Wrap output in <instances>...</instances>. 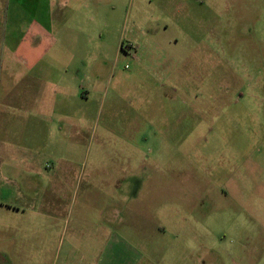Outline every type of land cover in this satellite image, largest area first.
Segmentation results:
<instances>
[{
  "label": "rangeland",
  "instance_id": "rangeland-1",
  "mask_svg": "<svg viewBox=\"0 0 264 264\" xmlns=\"http://www.w3.org/2000/svg\"><path fill=\"white\" fill-rule=\"evenodd\" d=\"M100 2L33 75L47 0H0V264H54L98 227L156 264H264V0ZM61 74L79 117L32 132L30 77Z\"/></svg>",
  "mask_w": 264,
  "mask_h": 264
},
{
  "label": "crops",
  "instance_id": "crops-1",
  "mask_svg": "<svg viewBox=\"0 0 264 264\" xmlns=\"http://www.w3.org/2000/svg\"><path fill=\"white\" fill-rule=\"evenodd\" d=\"M83 9L85 10L84 17L81 16V11ZM102 9L103 5L100 0H47V16L45 18H38V20L32 23V28L28 30V34H30L31 37H34L33 39L41 40V42L46 41L47 45L44 50H41V52L38 53L41 42L37 45H34V43L31 42L28 53L30 54V57H28L29 60H27V56L22 53L18 55L25 63L23 68L29 74H37V68L44 58L51 56L54 57V54L57 55V47L59 46V43L63 42L66 32H69V36H67L68 38L80 36L81 26L79 24L91 22L95 25L96 17ZM87 14L88 16L85 17ZM48 72H52L51 69H49ZM66 72L67 75L70 73L69 71ZM81 73V71L78 72V74ZM67 75H65V78L64 74H61L58 82L50 80L49 82H40V84L37 83L35 76L30 77V83L33 82L32 85H34V83L35 85H38V88L32 90L31 114L33 113V115L29 121V123L31 122L29 127L32 132L38 131L39 133H45L49 127L50 129H53L52 121L54 118L51 117V115H56L58 121L61 120L66 122H70V119L79 117L74 114V112L77 111L71 110L70 106L71 108H74L78 103L77 100H83L85 98L86 92H82L83 90L81 89V86H69V83H62V79L65 81L68 80L69 76ZM72 80L76 83L77 76L73 74ZM88 97L89 96H87V98ZM69 104L70 106L67 109H64V107ZM30 164L31 163H29V165ZM38 175L44 176L43 173H39ZM46 176H48V174H46ZM64 178L65 179L40 178V180H38L39 182H37V186H40V183L41 185H47L50 183L65 185L72 181L66 177ZM72 182L75 181L73 180ZM32 208L37 216H40L41 218L45 217L46 222L47 220L52 222L54 219L53 212L48 206H45L43 209V205L37 207H34L33 205ZM16 209H24V207L17 206ZM49 229H52V227H49ZM101 231L100 227L94 229L91 233L92 242L90 244L73 245L70 243L65 249V256L62 257L61 260H55L54 264H156L154 260L151 261L150 259L134 258L132 255L135 249L130 243L122 241H112V243H110V241L109 243L103 244L98 242L102 237ZM78 233L85 235L88 231L82 228L78 229ZM67 251L80 252L81 256L72 258L67 256Z\"/></svg>",
  "mask_w": 264,
  "mask_h": 264
},
{
  "label": "flooded vegetation",
  "instance_id": "flooded-vegetation-1",
  "mask_svg": "<svg viewBox=\"0 0 264 264\" xmlns=\"http://www.w3.org/2000/svg\"><path fill=\"white\" fill-rule=\"evenodd\" d=\"M204 262H205L206 264H208L206 260H205Z\"/></svg>",
  "mask_w": 264,
  "mask_h": 264
}]
</instances>
